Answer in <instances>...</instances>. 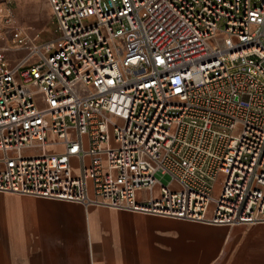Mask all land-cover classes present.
I'll return each instance as SVG.
<instances>
[{"label":"built area","instance_id":"obj_1","mask_svg":"<svg viewBox=\"0 0 264 264\" xmlns=\"http://www.w3.org/2000/svg\"><path fill=\"white\" fill-rule=\"evenodd\" d=\"M48 2L51 39L4 20L0 192L264 221V0Z\"/></svg>","mask_w":264,"mask_h":264},{"label":"crops","instance_id":"obj_2","mask_svg":"<svg viewBox=\"0 0 264 264\" xmlns=\"http://www.w3.org/2000/svg\"><path fill=\"white\" fill-rule=\"evenodd\" d=\"M6 36L1 49L14 46ZM0 264H264V221L212 225L4 191Z\"/></svg>","mask_w":264,"mask_h":264},{"label":"rangeland","instance_id":"obj_3","mask_svg":"<svg viewBox=\"0 0 264 264\" xmlns=\"http://www.w3.org/2000/svg\"><path fill=\"white\" fill-rule=\"evenodd\" d=\"M9 18L14 25L28 34L32 36L37 34V39L41 41L54 37L55 22L46 0H0V22L4 24V20ZM0 31L3 33V35L0 34V40H6L10 29L2 25ZM14 56L13 53L12 57ZM156 177L163 183H167L170 178L168 175L161 174H157Z\"/></svg>","mask_w":264,"mask_h":264}]
</instances>
